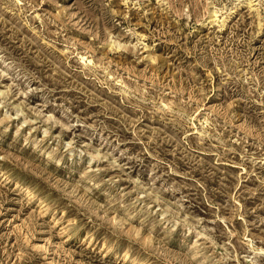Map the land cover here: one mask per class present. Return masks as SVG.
Here are the masks:
<instances>
[{"label":"rangeland","instance_id":"rangeland-1","mask_svg":"<svg viewBox=\"0 0 264 264\" xmlns=\"http://www.w3.org/2000/svg\"><path fill=\"white\" fill-rule=\"evenodd\" d=\"M0 264H264V0H0Z\"/></svg>","mask_w":264,"mask_h":264}]
</instances>
